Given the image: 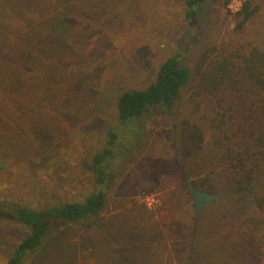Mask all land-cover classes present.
Listing matches in <instances>:
<instances>
[{
    "label": "rangeland",
    "instance_id": "rangeland-1",
    "mask_svg": "<svg viewBox=\"0 0 264 264\" xmlns=\"http://www.w3.org/2000/svg\"><path fill=\"white\" fill-rule=\"evenodd\" d=\"M67 1L0 0L1 202L41 208L82 200L90 189L86 165L116 126L119 94L146 88L164 59L179 51L192 83L174 120L148 110L139 138L132 124L118 129L130 145L112 161L98 227L53 230L25 264H259L243 224L254 203L232 193L237 178L221 147L226 134L250 138L238 120L248 126L253 118L231 99L235 92L220 104L202 95L191 101V94L206 51L221 57L241 48L264 50V0H252L249 8L259 11L247 20L228 13L224 0H205L191 29L183 0ZM63 12L64 29L58 24ZM185 120L201 129L204 141L181 161L174 121ZM203 178L219 199L196 213L190 187ZM255 192L264 195V168ZM151 195L158 202L148 208L144 198ZM25 234L21 225L0 221V264Z\"/></svg>",
    "mask_w": 264,
    "mask_h": 264
},
{
    "label": "trees",
    "instance_id": "trees-1",
    "mask_svg": "<svg viewBox=\"0 0 264 264\" xmlns=\"http://www.w3.org/2000/svg\"><path fill=\"white\" fill-rule=\"evenodd\" d=\"M67 2V0L63 2L58 0V4L62 3V5ZM227 2L228 0H224L225 7ZM204 3L205 0H183L184 18L190 29L195 27L199 10ZM250 3L240 12L244 14L245 20L259 11L258 6L250 9ZM60 17L62 19L58 24L64 29L65 13L63 12ZM51 26V30H55L57 25ZM213 51L212 49L206 51L199 60L198 78L192 86L191 101H195L193 97L202 95L220 104L224 95L235 92L236 96L230 95L231 99H237L244 105L238 109H245V113L253 118L248 126L244 123V119L238 120L242 130L244 126L251 130L250 138L244 136L237 138V133H235L236 137L226 134L221 147L229 170L236 174L237 178L232 193L248 195L254 203V209L245 218L243 224L248 231L249 242L254 245L258 253L259 264H264V195L257 196L255 192L256 174L259 168H264V50L241 48L221 57L214 56ZM181 54L179 51L166 57L156 71L155 80L146 88L128 89L119 94L113 122L116 126L105 132L103 147L86 165L91 174L90 189L82 200L56 202L41 208L0 201V221L17 223L26 230L25 236L15 245L6 264H25L30 256L43 248L53 230L72 225H81L85 229L98 227L107 202V184L110 179L108 175L112 161L120 151V147L130 145L127 139L125 140L124 137L122 139L118 129L132 124L138 130L135 137L139 138L141 119L148 110H155L175 119L176 104L183 90L192 83L191 71L180 64ZM237 76L240 77L239 80L233 79ZM234 84L236 88L233 87ZM241 86L245 87L244 91ZM230 88L236 90L238 94ZM221 114L225 115V113ZM174 128L178 137L174 142L175 153L179 155L181 161H184L201 149L204 141L201 129L187 120L182 121L181 124L174 121ZM179 159L176 156L175 163L186 181L187 176ZM192 186L214 194V188L206 178L193 182Z\"/></svg>",
    "mask_w": 264,
    "mask_h": 264
},
{
    "label": "built area",
    "instance_id": "built-area-1",
    "mask_svg": "<svg viewBox=\"0 0 264 264\" xmlns=\"http://www.w3.org/2000/svg\"><path fill=\"white\" fill-rule=\"evenodd\" d=\"M252 0H228L226 4V10L228 13L235 15L242 12L245 5L250 3ZM158 200L154 195L146 196L144 198V204L148 208H152L157 204Z\"/></svg>",
    "mask_w": 264,
    "mask_h": 264
},
{
    "label": "water",
    "instance_id": "water-1",
    "mask_svg": "<svg viewBox=\"0 0 264 264\" xmlns=\"http://www.w3.org/2000/svg\"><path fill=\"white\" fill-rule=\"evenodd\" d=\"M184 188H189V184H184ZM190 196L194 202V207L196 213L199 212V210L205 205L212 201H217L219 199V196H215L214 194L201 191L198 189H195L193 187H190Z\"/></svg>",
    "mask_w": 264,
    "mask_h": 264
}]
</instances>
